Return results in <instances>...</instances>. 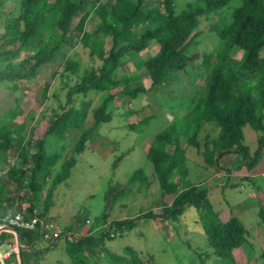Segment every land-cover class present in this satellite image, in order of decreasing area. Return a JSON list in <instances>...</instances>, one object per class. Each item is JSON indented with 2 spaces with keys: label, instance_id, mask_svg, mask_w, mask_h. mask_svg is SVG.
Masks as SVG:
<instances>
[{
  "label": "trees",
  "instance_id": "trees-1",
  "mask_svg": "<svg viewBox=\"0 0 264 264\" xmlns=\"http://www.w3.org/2000/svg\"><path fill=\"white\" fill-rule=\"evenodd\" d=\"M231 1L197 0L176 11L174 0H157L158 6H148V0H20L14 23L5 25L9 36L0 38V82H11L12 87H16L18 80L28 79L49 66L51 70L46 74L53 79L59 71L54 62L55 54L63 46L79 42L87 49L89 58L99 60V64L83 69L81 74L77 68L63 64V72L78 77L77 82L68 87L66 101L73 94L86 96L91 91L98 94V103L93 105L90 98H84L76 107L60 106L49 118L40 115L30 127L26 121L14 124L12 129L0 127V151L11 148L12 135L18 141L15 163L0 174V214L19 197L27 201L30 209L41 208V215H46L52 205L54 186L69 176L75 156L85 147L86 119L91 114L93 127L108 122L109 103L115 91L130 98L148 92L153 96L149 95L146 102L149 113L144 119L129 124L130 129L140 130L149 119L160 116L166 104L154 95L155 87L171 80L174 72L197 69L189 54L200 33L197 17L214 13L217 19L209 24V29L220 38L221 44L215 51L206 53L200 62L204 68L203 84L198 92H189L186 98L168 106L177 110V117L154 134L146 157L160 189L161 215L176 220L185 205L193 207L207 242L217 256L213 264H232L227 256L247 242L248 233L236 216L219 218L207 189L187 178L186 162V146L196 149L206 167L218 168L221 157L235 153L240 163L250 170L263 156L264 58L260 52L264 47V0H240L225 13L222 9ZM93 15L97 17L94 27L85 30L87 20ZM151 40L156 41L157 52L147 56L140 69L117 74L115 70L124 62L123 58L130 52L145 49ZM22 48L27 53L16 60ZM232 51L239 52L240 56H231ZM146 78L148 84L144 85L141 80ZM181 109L188 115L180 113ZM209 121H214L218 127L215 137H200L204 122ZM41 123L44 128L37 135L34 131ZM245 125L257 132V145L252 153L243 144ZM75 130L81 131L79 136L59 172L48 181L65 150L60 142ZM222 175L227 183V173ZM131 179L145 181L146 176L138 169ZM119 191L109 188L104 194L106 203ZM156 215L148 210L130 219L111 220L108 225L118 230L132 228L138 219ZM258 216L264 225L262 203ZM105 218L103 213V222ZM84 219H87L84 215H75L73 223L65 230L78 231ZM108 229L99 235L86 232L72 240H62L71 263L97 264L103 252L109 264H143L129 247L125 248L127 255L124 256L110 252L104 246L105 239L111 238ZM18 238L20 264H38L42 251L49 247L34 248L39 241L35 231L19 228ZM251 249L247 251L248 257ZM259 258L264 264V250Z\"/></svg>",
  "mask_w": 264,
  "mask_h": 264
},
{
  "label": "rangeland",
  "instance_id": "rangeland-1",
  "mask_svg": "<svg viewBox=\"0 0 264 264\" xmlns=\"http://www.w3.org/2000/svg\"><path fill=\"white\" fill-rule=\"evenodd\" d=\"M19 1L2 0L0 38L4 35L9 36L5 25L14 23L18 15ZM196 1L174 0L175 10L179 11L185 8L186 4ZM239 3L240 0H232L222 10L229 13ZM158 5L157 0H148V6ZM216 19L214 13L197 17L200 33L194 39L189 52L197 69L186 68L185 72H174L171 80L155 87L154 95L161 103L167 105L163 106L164 110L160 116L149 119L147 124L140 126V130L130 129L129 124L144 119L149 113L146 102L151 93H140L135 98H130L119 91L114 92V98L109 103L111 116L108 122L93 127L92 117L89 114L84 125L87 135L85 147L75 156L76 161L70 168L69 176L53 188L52 205L48 212L50 219L59 227H67L73 223L77 214L84 215L90 223L85 226L82 220L78 230L84 229V233L89 231L90 234L99 235L109 228V232H115V235L105 239L104 246L119 256L127 255L124 250L129 247L136 252L143 264H213L215 262L217 256L207 242L193 207L185 205L176 220H168L161 215V207L158 206L160 203L158 199L161 198L160 189L152 164L146 157V150L154 134L177 117V110L168 106L177 104L178 100L186 98L189 92H198L202 86L204 68L200 62L206 53L215 51L221 44L220 38L209 29V24ZM96 20L95 15L90 16L85 30H92ZM157 50L156 41L151 40L145 49L128 53L123 58L124 62L115 71L117 74L134 72L141 68L147 56L154 55ZM26 53L27 51L22 48L16 60H21ZM230 54L235 58L240 56L236 51ZM260 56L264 58V47ZM54 62L59 71L53 79L46 74L51 70L49 66L48 69H43L41 73L38 72L28 79L18 80L16 87H12L11 82H0V127L6 126L12 129L14 124L22 121H26L27 126L30 127L40 115L49 118L52 112L59 110L60 106L76 107L84 98H90L93 105L98 103V94L91 91L86 96L73 94L69 101H66L67 89L77 82L78 77L63 72L62 67L63 64H67L71 69L77 68L78 73L81 74L83 69L97 66L99 60H91L87 49L76 42L70 47L63 46L55 54ZM189 77L193 79L190 80ZM147 79H142L141 82L147 85ZM150 97L153 98L152 95ZM12 110L15 113L13 115ZM180 113L188 115L184 109H181ZM262 122L264 125V117ZM207 123L210 124L205 128L202 127L200 137H215L218 130L216 123L214 121ZM43 128L44 124L41 123L34 133L40 134ZM80 132L75 130L60 142L65 146V150L55 164L48 181L59 172L63 160ZM242 134L243 144L252 153L257 145V132L245 125ZM17 142L12 135L11 148L8 151H0V174L1 170L6 168L7 159L14 158L15 163ZM224 157L218 161V164L230 170L227 183L226 179L222 178V174L227 173L226 171L216 167H206L196 149L186 146L187 178L191 183L207 189V196L220 219L224 220L229 215H234L245 227L248 233L247 242L234 253L229 254L228 260L232 264H263L259 254L264 250V225L260 222L258 209L260 203L264 204V163L259 162L254 169L248 170L240 163L237 154L231 153ZM138 169L145 174V181L131 179V175ZM109 188L113 192L122 190L106 203L104 194ZM39 199L42 201L43 195ZM148 210L157 215L153 218L138 219L137 224L132 228L118 230L108 225L111 220L130 219ZM103 213L106 214L104 222ZM12 236L10 232L5 231L1 239L11 242ZM62 246L63 242L60 241L54 254L64 256L65 253L59 251ZM7 248L5 244L1 247L2 250ZM249 248H252L250 257L247 255ZM103 254V252L100 254L97 264H109ZM18 256L19 254H15L12 260L17 262Z\"/></svg>",
  "mask_w": 264,
  "mask_h": 264
},
{
  "label": "built area",
  "instance_id": "built-area-1",
  "mask_svg": "<svg viewBox=\"0 0 264 264\" xmlns=\"http://www.w3.org/2000/svg\"><path fill=\"white\" fill-rule=\"evenodd\" d=\"M13 164L14 158L7 159L6 168L1 170V173L5 172ZM84 223L88 225L90 220L87 218ZM8 227H12L17 230L20 228L35 231L39 235V240L51 242L65 239L72 240L73 238L83 234L81 232L78 233L73 230L66 231L59 228L57 224H55L46 215H41L39 208L33 207L30 209L26 200L16 197L11 205L6 207L0 214V264H19L20 262L19 256L17 262L12 260V257L15 254H19L17 252L15 233L11 230L13 235V241L11 242H6L4 239H1L3 232H5ZM114 235L115 232H109V236L113 237ZM4 244L8 247L6 250L1 249Z\"/></svg>",
  "mask_w": 264,
  "mask_h": 264
},
{
  "label": "crops",
  "instance_id": "crops-1",
  "mask_svg": "<svg viewBox=\"0 0 264 264\" xmlns=\"http://www.w3.org/2000/svg\"><path fill=\"white\" fill-rule=\"evenodd\" d=\"M208 124H210V123L205 122L204 125H203V128L207 127ZM211 138H213V137H209L208 139H211ZM222 158H225V157L223 156V157H221L220 159H222ZM220 159H219V160H220ZM260 162H261V163H264V152H263V156H262ZM218 168L223 169L224 171H226V172H227V176L229 175L230 170H229L228 167H222L221 165L218 164ZM254 168H255V167H254ZM254 168H253V169H254ZM231 172H232V171H231ZM263 174H264V173H263ZM247 178L249 179L248 176H247ZM48 210H49V209H48ZM46 216H47L48 218H51L50 215H49V212H48V211H47V213H46ZM225 219H226V218H225ZM221 220H222V219H221ZM54 223L57 224L56 222H54ZM84 224H85V223H84ZM57 226H58V224H57ZM85 226H87V225L85 224ZM58 227H59V226H58ZM65 227H66V226H65ZM65 227H59V228L65 230ZM5 231L10 232V233L12 234L11 230H9V229H6ZM78 231L81 232V233H84V229H82L81 231H80V230H78ZM87 232H89V231H87ZM12 240H13V239H12ZM60 241H62V240H58V241H56V242L45 241V242H47V245H44V244H43V247L40 248V249H43L44 247H49V248L46 249V250H43V251H42V254L40 255V258H39V262H38V264H72L71 261H70V259H69V256H68V255L66 254V252H65V249H64V242H63V241H62V242H63L62 249L59 250V251H60V253L64 252V253H65V254H63L64 256H62L61 254H58V255H57V254H54V253L57 251V247H58V244H59ZM38 242L43 243L44 241H43V240H39ZM236 249H237V248L233 249L231 253H234V251H235Z\"/></svg>",
  "mask_w": 264,
  "mask_h": 264
},
{
  "label": "water",
  "instance_id": "water-1",
  "mask_svg": "<svg viewBox=\"0 0 264 264\" xmlns=\"http://www.w3.org/2000/svg\"><path fill=\"white\" fill-rule=\"evenodd\" d=\"M8 229L9 230H12L14 233H15V236H16V244H17V252L19 253V250H20V248H21V245H20V242H19V238H18V230L17 229H15V228H12V227H8ZM43 244L44 245H47V242H43V243H41V242H36L35 244H34V248H42L43 247ZM19 264H20V262H19Z\"/></svg>",
  "mask_w": 264,
  "mask_h": 264
}]
</instances>
